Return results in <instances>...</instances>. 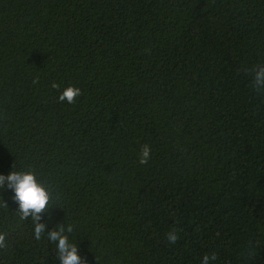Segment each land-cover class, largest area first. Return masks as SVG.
<instances>
[{"label":"trees","instance_id":"obj_1","mask_svg":"<svg viewBox=\"0 0 264 264\" xmlns=\"http://www.w3.org/2000/svg\"><path fill=\"white\" fill-rule=\"evenodd\" d=\"M259 65L264 0H0V175L53 198L38 241L0 189V264H60L69 224L86 264H264Z\"/></svg>","mask_w":264,"mask_h":264},{"label":"clouds","instance_id":"obj_2","mask_svg":"<svg viewBox=\"0 0 264 264\" xmlns=\"http://www.w3.org/2000/svg\"><path fill=\"white\" fill-rule=\"evenodd\" d=\"M254 87L264 89V65L255 67V76L253 77ZM53 89H59V85L55 82L51 84ZM82 95L78 87L69 85L60 92L58 100L67 102L68 104L76 103L78 97ZM150 147L145 144L141 148L139 155V163L147 164L150 159ZM5 185L14 192L13 199L18 204L17 214L21 220H27L31 217L34 224V238L40 240L44 233L45 225L39 223L40 214L46 212L53 205V198L47 188L38 179L32 171H16L12 170L7 176L0 175V189ZM3 202V201H2ZM5 207L6 204L3 202ZM73 232L71 224L61 225L48 233L47 239L55 244L56 255L59 257L60 264H86L80 255H78V247L76 243L69 240V235ZM167 240L170 244H175L178 240V230L173 228L167 234ZM6 235L0 233V249H6ZM217 259L216 254H205L202 257L201 264H210V261Z\"/></svg>","mask_w":264,"mask_h":264}]
</instances>
